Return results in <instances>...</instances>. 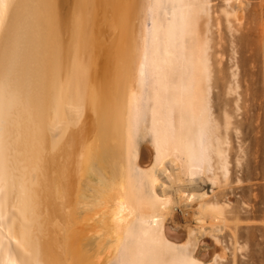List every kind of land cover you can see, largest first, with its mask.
Wrapping results in <instances>:
<instances>
[{
	"label": "bare ground",
	"instance_id": "1",
	"mask_svg": "<svg viewBox=\"0 0 264 264\" xmlns=\"http://www.w3.org/2000/svg\"><path fill=\"white\" fill-rule=\"evenodd\" d=\"M9 1L0 0L7 18L0 37V264H117L120 256L121 264H150L148 252L161 260L174 252L175 261L182 264H213L218 253L211 256L207 250L191 256L189 239L171 224L177 217L171 191L176 185L179 189L180 177L185 175L198 188L205 184L204 162L194 154L199 151L203 156L210 121L196 103L195 65L184 44L191 10L199 5L158 0L169 21L157 32L156 27L144 29L141 21L125 27L126 0ZM97 7L117 16L116 27L111 26L117 34H110L114 39L107 41L109 47L127 49L120 56L115 50L118 56L110 68L102 59V64L87 67L72 49L62 60L59 38L64 21L73 16L76 29L78 19L94 20ZM10 19L13 32L3 52ZM135 74L138 82L133 81ZM140 89L145 98H140L144 97ZM149 98H155L151 117L146 115ZM140 99L144 113L138 114L133 104ZM54 125L58 131L53 128V133ZM56 136L58 144L52 141L56 154H51L49 141ZM148 138L152 159L143 145ZM162 159H168L164 163L169 166L182 161L184 172L179 177L181 168H174L177 175ZM21 171L29 175L25 181L32 186L47 176L49 182L44 183L53 185L49 194L56 203L43 194L48 199L41 202L50 206L39 204L42 184L33 192L29 185V192L21 178L24 184L19 188ZM159 174H166V183H159ZM144 198L151 203L140 210ZM43 207L49 212H42ZM49 216L54 220L52 237L59 241L57 256L50 255L49 230L44 226H51L50 221L44 223Z\"/></svg>",
	"mask_w": 264,
	"mask_h": 264
},
{
	"label": "rangeland",
	"instance_id": "2",
	"mask_svg": "<svg viewBox=\"0 0 264 264\" xmlns=\"http://www.w3.org/2000/svg\"><path fill=\"white\" fill-rule=\"evenodd\" d=\"M10 1L9 3L11 4L13 0ZM188 1L193 2V4L196 3L199 6H195L191 10L184 44L187 51L192 55L191 60L195 65L193 77L197 80V85L194 88L196 103L198 107L203 108L208 114L210 130L203 156L200 155L199 151L194 154L195 158H202L204 162L203 179L205 184L202 188L196 187L185 175L180 177L181 172L185 169H182L185 166L181 163L182 161L176 163L178 165L169 166L164 163L168 162V159H164L165 161L162 159L163 164L167 165L166 167L171 172L173 169V172L177 174L178 168H181H179L180 174L178 173L181 182L177 183L179 184V189H177L178 185L175 184L176 186L171 191L172 194L170 193L175 199L174 206L177 205V217L171 224L184 234V238L189 239L190 245L187 251L191 256H196L200 252L210 250L211 256L214 253L219 254L213 261V264H264V0ZM9 3L7 2V5ZM126 4L125 27L138 25L141 21L144 29L156 27L157 32L161 29H166L169 15L162 9L164 6L158 0H126ZM7 7H11V5ZM4 10L0 8V37L3 35L4 20L7 19L5 18ZM96 11L93 21L89 20L88 17L83 21L78 19V28L76 29L71 25L77 22V19H73V16H68V20H70L66 19L64 21L67 26L65 25L62 30L63 33H61L59 38L60 42L63 43L60 47L63 55L62 60L70 56L72 50H76L75 54L79 55V57L83 58L85 56L83 59L80 57L85 66L88 64L87 67H93L92 63L102 64L105 61L103 63L110 68L113 64L112 59L127 49V45L125 47L123 43L124 51L123 48H118L119 51H117L116 47L114 49L109 47V42L114 39L110 34L113 33L112 36L117 34L112 29V27H116L117 16L115 19L114 15H111L103 7H97ZM99 11H101V14ZM12 32L13 25L10 19L8 21L5 45L2 48L3 52L8 47L7 44ZM97 41L99 44L96 43ZM107 41L109 42L107 43ZM101 43L103 45H100ZM83 45L88 46L87 48L85 47V51L89 53V56L82 49ZM99 45L102 46V49ZM122 46L120 45V47ZM91 49L94 50L92 51ZM109 52L111 54L107 56ZM82 53L83 55H81ZM104 53L106 57L111 58L109 60L105 59ZM86 57L88 58L86 59ZM87 60L89 63L86 62ZM95 60L98 61L96 62ZM140 60L141 58H138L137 61L139 62ZM136 77L137 75L135 74L133 81L138 82L136 80L138 78ZM140 92H142L141 89ZM143 95L144 97L140 96V98H145L146 95L144 93ZM137 96L139 95L136 94ZM136 101L133 104L134 107L137 106L135 110H137L138 114L140 112L144 113L142 107L144 99ZM135 103L137 104L135 105ZM154 103L155 98H149L147 101L148 114L146 115L149 117L152 116L149 110L153 108ZM149 117H147V120ZM146 125H148V122ZM57 126L54 125L51 129L53 130L54 128L58 131ZM138 126L140 127L139 124ZM52 130L51 132L54 133V130ZM57 131H55L54 136L58 134H56ZM57 136L51 138V141H49L52 148V150L49 149L51 154H56L54 148L57 145H53L52 141L55 139L53 143L58 144L59 138L56 139ZM145 140L143 145L150 152L152 159L154 155L153 146L151 145L150 138ZM3 142L7 145L5 139ZM8 164L10 165L11 163L9 162ZM179 164H182V166H179ZM174 168L177 170L175 169V171ZM55 170L53 169L51 173L52 178L56 173ZM24 172L21 171V173L19 172L20 174H17L18 176L23 175L19 179L17 177L18 182L29 178V175L27 178V174ZM159 176V183L167 182L165 180L166 174L165 176L159 174ZM45 177L47 176H43L42 183H39V179L38 183L36 182L38 185L42 184L40 185V192L37 191L39 193L38 198L40 200L38 199V201H40V205L43 204L41 202L43 199L46 200L52 197V194H49L51 192L49 187H53V185H50V183L45 184L44 182H49ZM24 181H21V183L24 184ZM28 182L31 185V182ZM21 183H18L19 188L23 187ZM32 183L35 184L34 182ZM43 183L48 189L43 187ZM25 184L28 185L26 181ZM25 184L24 187L29 192L38 189L35 188L33 190V187H36L35 184L31 185V190H29L30 186H26ZM47 191L49 192L47 193ZM202 192L207 193L204 199L196 197ZM36 193L34 192L37 199ZM43 194H47L44 196L48 198H43ZM54 195L56 194L53 193ZM188 195L191 196L190 198L193 197L192 195L196 196L192 200H187L185 197ZM53 200L56 203V198ZM189 201L192 202L190 203ZM45 203L42 206L49 205ZM140 203L139 206H142L140 210H146L147 207L145 206L151 202L144 198ZM40 205L38 210H40ZM48 207L46 209L43 207L41 211L46 210V212H49ZM190 208L194 209L191 210ZM50 217H47L46 219L48 220H45L44 223L48 221L54 222V220H51L52 217ZM46 224L48 223H45L44 226L48 227V230L51 232L48 231L49 236L47 238L48 245L51 247L50 255L54 253L57 256V246L55 244L59 245V241L56 237H54L56 240L52 237V222L49 223L51 226ZM184 238L178 241H183ZM200 240L202 241L201 243ZM213 246L216 247V250L213 249ZM179 253L184 254L185 252L180 251ZM120 257L116 259L115 263H122V258ZM174 257V252H168L163 257V260L155 258L151 252L147 254L150 264H161L162 261L165 264H182L181 260L175 261Z\"/></svg>",
	"mask_w": 264,
	"mask_h": 264
},
{
	"label": "water",
	"instance_id": "3",
	"mask_svg": "<svg viewBox=\"0 0 264 264\" xmlns=\"http://www.w3.org/2000/svg\"><path fill=\"white\" fill-rule=\"evenodd\" d=\"M173 235H176V234H173ZM182 237H179V239H181Z\"/></svg>",
	"mask_w": 264,
	"mask_h": 264
}]
</instances>
